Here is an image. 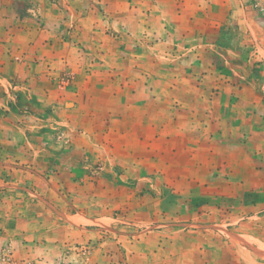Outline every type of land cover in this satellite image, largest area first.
Returning <instances> with one entry per match:
<instances>
[{
    "label": "rangeland",
    "instance_id": "374dc122",
    "mask_svg": "<svg viewBox=\"0 0 264 264\" xmlns=\"http://www.w3.org/2000/svg\"><path fill=\"white\" fill-rule=\"evenodd\" d=\"M257 102L264 0H0V264H264Z\"/></svg>",
    "mask_w": 264,
    "mask_h": 264
},
{
    "label": "crops",
    "instance_id": "0c3cea01",
    "mask_svg": "<svg viewBox=\"0 0 264 264\" xmlns=\"http://www.w3.org/2000/svg\"><path fill=\"white\" fill-rule=\"evenodd\" d=\"M29 56V55H28ZM30 57V56H29ZM16 63V61H15ZM32 63V62H31ZM41 64V63H40ZM25 69V70H24ZM21 68L19 70V73H21V76H27L30 75L32 77H34L33 72L36 70L35 68L32 69H28V68ZM38 71V70H36ZM17 73V72H14ZM51 74L53 72H50ZM111 106H107V108L109 110ZM240 109L238 114H236L234 117V122L237 121V123L243 126L248 124V128L249 130H252L254 127H258L260 126V124H258L259 122H264V104L263 103H247L246 106L244 105H239ZM246 107V108H245ZM92 108H94L91 104L87 105V109L88 110H92ZM96 109V108H95ZM236 118H238L236 120ZM49 152V151H47ZM5 152H2L0 154V187L1 186H9L11 184H14V177L16 175L15 169H16V165L14 164L13 160L9 157L8 154H4ZM57 153V152H56ZM35 174H37L36 172H33ZM44 175L46 177L49 176V173L46 172H40L39 175Z\"/></svg>",
    "mask_w": 264,
    "mask_h": 264
}]
</instances>
